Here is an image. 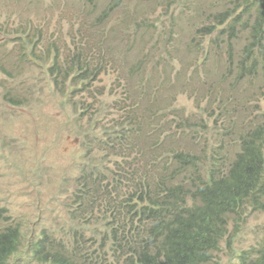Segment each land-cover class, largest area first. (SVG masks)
Returning <instances> with one entry per match:
<instances>
[{
    "label": "trees",
    "instance_id": "trees-1",
    "mask_svg": "<svg viewBox=\"0 0 264 264\" xmlns=\"http://www.w3.org/2000/svg\"><path fill=\"white\" fill-rule=\"evenodd\" d=\"M89 1L93 44L80 40L67 58L38 56L50 60L55 84L90 88L91 75L117 63L111 48L126 52V96L115 100L116 115L111 106L112 127L84 138L85 155L97 145L113 156L112 165L107 173L95 164L81 169L73 210L61 226L71 236L49 228L28 242V256L40 264H223L222 241L238 251L232 225L264 211V108L239 104L264 95V0H139L142 17L121 19L133 28L126 43L103 29L126 0ZM152 2L170 18L178 14L180 23L169 21L167 29L150 20ZM151 39L159 59L147 72ZM184 92L202 96L199 119L174 106ZM5 222L0 214V264L24 254L18 225ZM98 234L104 236L97 240ZM238 252V264H264V235Z\"/></svg>",
    "mask_w": 264,
    "mask_h": 264
},
{
    "label": "rangeland",
    "instance_id": "rangeland-1",
    "mask_svg": "<svg viewBox=\"0 0 264 264\" xmlns=\"http://www.w3.org/2000/svg\"><path fill=\"white\" fill-rule=\"evenodd\" d=\"M138 3L139 0H126L103 29L126 43L133 28L123 25L121 19L133 23L142 17ZM92 4L89 0H0V204L34 231L66 224V196L73 190L84 161L94 166L91 158L99 156L100 161L112 165L113 156L97 145L91 147L86 157L89 146L84 138L89 131L101 133L103 128L112 127V103L124 96L121 85L127 84L129 65L123 55L126 52L111 48L117 52V63L105 70L99 68L103 72L90 81V88L76 84L73 90L68 82L55 84L47 64L38 56L58 54L67 58L78 49L80 40L86 38L93 44L94 15L88 11ZM146 4H150L146 11L150 20L167 29L169 21L178 19L180 23L178 14L170 18L162 4ZM145 44L153 53L151 58L143 59L147 72H151L153 61L159 59V48H152V39ZM118 63L122 66L118 67ZM196 74L195 86L199 88L202 82ZM185 86L191 88L189 83ZM239 104L250 111L254 105L264 108V95ZM174 106L193 120L199 119L206 108L202 96L197 94L196 99L187 92L177 95ZM263 225L264 212H252L235 237L236 249L253 243ZM69 230L65 229L64 237ZM92 230V226L86 227L87 233ZM103 236L98 234L95 238L100 240ZM86 243L92 241L88 239ZM234 253L227 251L224 264H231L230 259L234 262Z\"/></svg>",
    "mask_w": 264,
    "mask_h": 264
},
{
    "label": "clouds",
    "instance_id": "clouds-1",
    "mask_svg": "<svg viewBox=\"0 0 264 264\" xmlns=\"http://www.w3.org/2000/svg\"><path fill=\"white\" fill-rule=\"evenodd\" d=\"M47 61H49L50 62V60L49 59H46V64H47V69H48V71H49V74L50 75H52V77H51V79H53L55 76L52 74V73H50V69H49V64L50 63H47ZM98 77V76H97ZM97 77L96 78H93L92 77V75H91V79H90V81H95L96 79H97ZM66 82H68V81H66ZM75 84H74V81H71V86H69V82H68V86L69 87H71V89L73 90V86H74ZM130 92V91H129ZM128 94V93H127ZM125 96L126 95H124L122 98L124 99L125 98ZM132 96H134V95H130V99H132ZM117 100V99H116ZM118 102L120 101V99H118L117 100ZM114 102H115V100H114ZM114 102L112 103V108H113V110H114V114L116 113V108L119 106V105H117V107H115V104H114ZM116 115V114H115ZM88 154L89 153H87L86 155V157H88ZM85 155V154H84ZM94 162H95V165H96V167L100 170V171H103V172H105V173H107L108 171H110V166L111 165H107V164H105V162L104 161H100V159L97 157V156H94V158H91ZM111 164H112V162H111ZM86 165H91V163H89V162H87V161H84L83 163H82V165L80 166V169H79V173H78V175H77V177H76V180H77V178H78V176H79V174H80V171H81V169L84 167V166H86ZM92 166L93 165H91V169H92ZM75 180V184H74V188H73V190L66 196V201H65V204H66V213H67V222H68V217H69V212H70V210H73V206H72V193H73V191L75 190V189H77L78 188V182ZM260 212H264V211H260ZM0 214L3 216V217H5L6 218V222L4 223L7 227H9L10 226V224L9 223H7V221L9 220V222L10 223H12V224H17L18 225V227L16 228V230H18V232H19V235H20V237H21V242H22V245H21V250H23L24 251V254L21 256V257H19V256H17V255H13L11 258H10V260H9V264H20V262H21V260H23V263L22 264H40V263H35V262H32V260L33 259H31V257H29L28 256V254H27V244H28V242H30L31 241V243H33L34 241L33 240H37L38 239V237L41 239V236H43V234H44V232L45 231H48V229L49 228H53V231H54V234L56 235V236H58L59 238L60 237H63L64 238V231H65V229L66 228H61V226H58V227H54V226H43L41 229H39V230H36V231H34L33 229H28L23 223H21V222H19V221H17L16 220V217L13 215V214H11L10 212H9V210L4 206V205H1L0 204ZM250 215V214H249ZM249 215H247L246 216V218H245V220L247 219V217L249 216ZM244 220V221H245ZM243 221V222H244ZM66 222V223H67ZM66 225V224H65ZM242 225V224H241ZM241 225L237 228V227H235L234 225H232V228H231V230H233V234H234V238L238 235V234H240V227H241ZM71 229V228H70ZM237 231L239 232L238 234H237ZM71 231L69 230V234L65 237V238H67V237H70L71 236ZM264 235V225H263V228L259 231V235H258V238L257 239H255L254 240V242L253 243H255L257 240H259L260 239V237H262ZM253 243H250L249 245H251V244H253ZM223 244H226V247H224V245ZM248 245V246H249ZM234 246H235V244H234ZM248 246H246V247H248ZM245 247V248H246ZM222 248H223V250L222 251H220L219 253H218V255L220 254V258H222L223 260H221V262H223V264L225 263L224 261H225V259L223 258V256H225L226 254H227V251H231L232 253H233V251L232 250H230V248H228V245H227V243H226V241H222ZM240 249H242V248H239L238 249V251L240 250ZM238 251H236L235 253H234V262L232 263V260L230 259L229 260V263H231V264H238L237 263V254L239 253ZM237 253V254H236Z\"/></svg>",
    "mask_w": 264,
    "mask_h": 264
}]
</instances>
